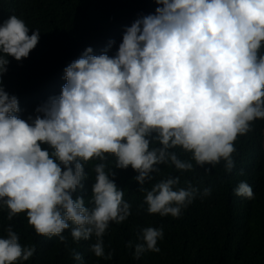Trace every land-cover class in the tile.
<instances>
[{"label": "clouds", "instance_id": "obj_1", "mask_svg": "<svg viewBox=\"0 0 264 264\" xmlns=\"http://www.w3.org/2000/svg\"><path fill=\"white\" fill-rule=\"evenodd\" d=\"M154 14L142 15L126 27L115 55L93 54L87 47L65 69L59 96L50 97L27 119L18 98L3 87L8 57L27 58L40 39L29 35L26 22L11 15L0 24V208L12 220L24 213L37 235L59 237L70 230L74 241L90 240L97 257L105 255L103 236L111 223L127 219L130 205L105 161L116 169L129 166L146 192L150 214L178 218L198 189L174 188L179 177L143 185L160 164L193 170L170 149L191 153L200 167L224 161L234 168V142L264 119V0H155ZM115 41H109L110 48ZM159 146L153 147V144ZM47 145V147H43ZM94 167L93 207L82 196L84 164ZM210 171V169H205ZM241 174H243L241 172ZM237 196L252 199L241 181ZM211 194L205 188L203 195ZM163 228L142 230L146 250L159 252ZM131 247V242H129ZM35 253L9 225L0 237V264H18ZM73 258L83 261L73 249Z\"/></svg>", "mask_w": 264, "mask_h": 264}, {"label": "trees", "instance_id": "obj_2", "mask_svg": "<svg viewBox=\"0 0 264 264\" xmlns=\"http://www.w3.org/2000/svg\"><path fill=\"white\" fill-rule=\"evenodd\" d=\"M158 6L155 0H0V24L16 15L28 25L29 35L40 31L39 42L27 58L17 61L8 57L2 77L4 89L18 98L21 111L17 115L22 119L35 116L38 106L59 96L66 83L64 69L87 47L96 55L106 48L108 55H115L126 27L142 15L154 14ZM109 41H115L110 48ZM234 146L235 166L230 173L225 171L223 160L214 167H200L191 153L180 147L170 149L181 160L193 163V170H177L170 162L160 164L143 187L151 190L162 180L179 177L174 188L191 185L198 189L196 198L178 218L150 214L146 192L134 179L138 173L130 166L116 169L115 158L109 156L105 163L116 173L115 183L124 191L123 199L131 212L122 223H111L103 236L105 255L112 252L111 259L91 251L94 235L77 242L70 230H65L67 241L62 243L57 236L37 235L24 213L8 220L6 208H0V237L6 236L11 225L22 245L35 247L34 255L18 264H264V119L252 122L251 130L238 136ZM100 162L84 164L87 179L83 189L74 193V197L82 196L89 208L94 206L93 169ZM241 181L251 186L252 199L234 193ZM205 188H211L210 195H203ZM147 227L163 228V239L157 242L160 251L146 250L137 259L135 246L144 243L142 230ZM73 249L82 254V262L73 258Z\"/></svg>", "mask_w": 264, "mask_h": 264}]
</instances>
